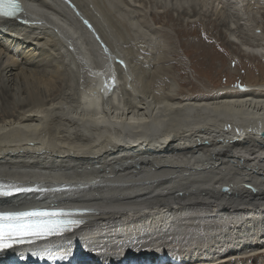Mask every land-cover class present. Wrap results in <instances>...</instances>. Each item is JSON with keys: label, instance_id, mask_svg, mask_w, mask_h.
Segmentation results:
<instances>
[{"label": "bare ground", "instance_id": "6f19581e", "mask_svg": "<svg viewBox=\"0 0 264 264\" xmlns=\"http://www.w3.org/2000/svg\"><path fill=\"white\" fill-rule=\"evenodd\" d=\"M168 1L150 15L176 22L200 75L219 43L210 26L244 0H212V14L207 0H22L0 17V183L51 190L0 197V207L87 210L77 229L13 245L0 264H75L78 254L121 264L130 252L141 257L127 264H164L159 252L176 264H264V80L181 88L172 68L183 60L141 24L145 6ZM194 16L208 29L189 28Z\"/></svg>", "mask_w": 264, "mask_h": 264}, {"label": "rangeland", "instance_id": "374dc122", "mask_svg": "<svg viewBox=\"0 0 264 264\" xmlns=\"http://www.w3.org/2000/svg\"><path fill=\"white\" fill-rule=\"evenodd\" d=\"M262 1L244 0L239 4L232 3L225 6L224 16H226L224 22L211 25V30H208L209 32L206 35L210 44H214L218 40L219 43L210 48L211 57L208 58L207 56V58L202 60L207 67L199 69L200 75L193 73L191 68L187 67L189 66L188 56L194 51L196 52L197 48L187 46V55L184 53L185 46L183 47L178 41L176 22L169 18L161 19L153 14L150 15L151 11L163 13L164 7L169 4V1L163 5L158 4V7L155 8L151 6V3L145 6L149 17L145 18L141 24L146 29H150L151 25L156 27L150 32L158 42V46L163 51L169 52L166 53L167 55L169 54V57H179L183 60L184 66L176 67L175 65L176 69L172 68L174 79L181 88L188 90L190 81L198 83L204 89L210 91L232 85L258 84V76L264 80V54L254 53L257 46H264V8H262ZM215 4L212 0H207L209 13L212 14L215 10L220 9V6L216 8ZM187 19L188 17L185 18L184 24L188 23ZM190 19L193 22L189 23V28L193 29L195 25H203L205 30L208 29L205 19L200 16H194ZM209 23L212 22L209 21ZM198 36L201 37V34ZM197 37L193 34L189 36L191 39ZM169 63L174 65L172 59ZM92 77L90 76V79ZM254 264H257V262L254 261Z\"/></svg>", "mask_w": 264, "mask_h": 264}, {"label": "snow or ice", "instance_id": "6c2138e0", "mask_svg": "<svg viewBox=\"0 0 264 264\" xmlns=\"http://www.w3.org/2000/svg\"><path fill=\"white\" fill-rule=\"evenodd\" d=\"M22 11L18 0H0V16L14 17ZM26 189L14 188L12 191ZM10 194L5 186L0 184V195ZM75 211L62 208H32L30 210L0 211V250L13 245L35 243L53 235L60 236L79 226L82 221L74 219ZM37 254V253H33ZM49 260L56 259L54 255L47 256Z\"/></svg>", "mask_w": 264, "mask_h": 264}, {"label": "water", "instance_id": "95a60500", "mask_svg": "<svg viewBox=\"0 0 264 264\" xmlns=\"http://www.w3.org/2000/svg\"><path fill=\"white\" fill-rule=\"evenodd\" d=\"M264 135V134H263Z\"/></svg>", "mask_w": 264, "mask_h": 264}]
</instances>
